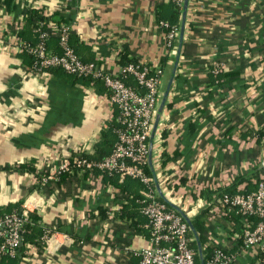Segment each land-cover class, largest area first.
Here are the masks:
<instances>
[{
	"label": "crops",
	"instance_id": "1",
	"mask_svg": "<svg viewBox=\"0 0 264 264\" xmlns=\"http://www.w3.org/2000/svg\"><path fill=\"white\" fill-rule=\"evenodd\" d=\"M16 3L18 9L13 13L0 6V214L19 212L29 203L34 209L32 218H38L35 243L25 244L19 264H137L129 250L146 246L145 222L139 225L143 230L133 235L112 222L107 226L99 221L98 208L118 202L104 192L91 193L86 175L77 173L76 181L60 184L63 187L57 190L51 188L57 181L46 186L34 182L52 161L93 153L101 129L108 124V105L102 98L105 92L96 93L88 84H72L60 75L27 77L15 46V30L29 7L56 8L83 51L104 69L112 67L117 50L126 52L127 58L160 63L164 38L155 25L161 18L160 9L168 14L170 0ZM189 7L186 18L199 27L198 33L190 34L184 27L183 41L189 43V54L183 64L178 61L164 105L167 125L176 127L179 136L173 146L165 143L169 134L164 132L162 145L172 150L171 156L177 154L173 163L179 161L196 181L227 185L241 174L244 180L236 189L249 193L255 189L249 182L254 164L264 157L262 137L257 138V133H264V0H195ZM47 48L58 51L52 40ZM216 62L226 63L227 69L213 82L207 68ZM173 63L174 57L163 66L162 94ZM199 100L202 116L194 119ZM247 125L251 129L244 134ZM197 141L199 151L194 145ZM162 163L165 170L173 164ZM25 166H33L35 171L28 172ZM211 191L204 189L201 197L209 200ZM202 210L210 224V245L235 254V264H252V252L240 251L239 226L230 228L229 220L209 215L199 199L193 212ZM46 228H54L57 234L42 245L40 238Z\"/></svg>",
	"mask_w": 264,
	"mask_h": 264
},
{
	"label": "built area",
	"instance_id": "2",
	"mask_svg": "<svg viewBox=\"0 0 264 264\" xmlns=\"http://www.w3.org/2000/svg\"><path fill=\"white\" fill-rule=\"evenodd\" d=\"M172 1L182 10L184 0ZM189 6L188 0L186 16L191 8ZM43 7L38 5L31 6L29 9L39 10ZM51 12L52 10L44 9L42 14L47 17ZM43 25L48 28L50 34L57 36L58 51L53 52L47 48L45 41L49 34L40 28L35 30L38 35L37 43L33 47H24L16 37L15 46L19 52L26 51L35 58L32 66L23 68V73L27 77L43 78L48 76V70L59 69L69 75L100 81L106 89L102 98L108 105L107 123L113 121L117 127L113 130L116 139L111 153L104 159L92 161L79 157L77 154L69 158H59L58 161L49 163L44 174L40 178H34V182L46 186L50 182L57 181L61 174L74 169L78 174L86 173L85 182L91 188V193L96 195L104 192L111 199L113 187L104 180L105 176L113 177L119 185L127 179L140 183L142 189L139 191V213L146 220L144 229L147 232V242L144 247L129 250L131 256L137 259V264H196L197 253L191 248V243L194 241L192 233L172 205L181 209L190 219L199 199L204 201L206 208L209 209V215L215 214L226 219L231 210L239 215L243 223L238 237L241 240L240 251L252 252L254 255L252 264H264V157L254 164L253 169L257 170V176L249 178V182L255 185L253 191L240 192L231 196L224 194L221 195L218 203H214L211 194L229 187L232 181L227 185L217 183L213 186L198 182L184 171L179 161L173 163L169 169L172 175H169V170L161 167V163L165 160L163 154L169 157L172 154V150L168 149L167 145L166 147L162 145L163 133L168 132L169 142L173 146L177 143L179 136V130L176 127L167 125L169 116L165 107L155 130L151 151H149L155 113L162 96L160 83L163 67L160 63L148 64L138 60L136 63L119 64L120 50H117L114 55L115 61L110 63L112 67L106 70L96 62H84L76 55L70 45L69 36L72 30L69 25L51 24L48 20ZM155 26L160 31L163 28L168 29L161 57L170 51L168 55L172 59L176 54L175 44L177 46L179 27L169 26L163 21H157ZM226 69V63L216 62L212 67L207 68V73L216 77L224 73ZM200 100L192 113L194 119L202 116ZM197 111L200 113L198 114ZM194 145L199 151V141ZM260 145L264 152V137L260 139ZM149 158L151 167L148 163ZM146 169L151 171V175L146 173ZM96 171L97 174H95ZM159 175L163 183L158 179ZM155 180L164 200L159 197ZM204 189L212 190L209 200L201 197ZM119 208V203L105 206L107 221L111 222L114 219V212ZM33 215L34 209L29 203L23 204L19 212L0 215V262L20 255L24 241V226ZM229 226L231 228L235 225L229 222ZM55 234L57 231L54 228L44 229L40 238L42 245ZM211 239L208 234L206 245H210ZM212 247L211 255L204 264H235V254L219 246Z\"/></svg>",
	"mask_w": 264,
	"mask_h": 264
},
{
	"label": "trees",
	"instance_id": "3",
	"mask_svg": "<svg viewBox=\"0 0 264 264\" xmlns=\"http://www.w3.org/2000/svg\"><path fill=\"white\" fill-rule=\"evenodd\" d=\"M17 0H0V6L1 9L6 12V13H13L18 9L17 6ZM192 3H195V0H190V5ZM44 9L47 11H50L51 8H46L43 7L42 9H27L23 14V16L21 17L20 20V27L15 30L16 36L18 37L19 41L23 44L24 47H33L36 43H37V33L35 32L36 29H41L43 31H46L49 36L47 41H45L46 46L48 47V42L49 41H53L56 42L57 41V36L56 35H52L50 34V31L48 30V28L45 27V21H49V23L51 24H60L63 21V16L62 13L59 9L54 8L51 12V14L49 16L46 17V15H43V11ZM161 10V11H160ZM159 13H158V17L160 18L159 21H163L165 23H167L169 26H176L179 27V22H180V17H181V9L180 7H178L172 0H170V5L168 6V14H164V10L160 9ZM164 15V16H162ZM163 18V19H162ZM43 25V26H41ZM185 28H186V32L190 33L191 32L195 35L197 34V29H199V27L192 23V20L187 17L186 21H185ZM168 32L167 28H163L162 29V37L165 39L166 33ZM194 35H190V38L194 37ZM186 38L189 39V35L186 36ZM69 40H70V45L72 46V48L74 49L76 55L84 62H94L92 55L88 52H84L83 48L81 47L80 44H78V38L77 36H75L74 34H70L69 36ZM189 43L183 41L182 45H181V49H180V59H179V64H183L186 60V56H188V52H187V47H188ZM175 47L176 44H175ZM57 52V50L55 51ZM171 52L169 51L166 55H164L163 57L160 58V65L163 67L165 66L166 62L169 61V55ZM122 54V55H121ZM118 63L119 64H127V63H136L138 60L135 57H130L127 58L126 52H121ZM20 59L24 62L25 66H32L34 63V57L27 54L26 51H23L19 54ZM172 60V59H171ZM96 64H98V62H96ZM99 65V64H98ZM48 75H60L61 77H64L66 79H69L71 81L72 84H75L76 82H80L82 85H86L88 84V86H93V88H95V92L96 93H103L106 92L105 87L102 85V83L98 80H93L90 78H85V77H78V76H74V75H69L64 73L63 71L59 70V69H50L47 71ZM224 73L213 77L212 75H210V78L213 77V82H215V80H217V78H219V76H223ZM117 125L112 121L110 122L106 129H101L100 132V139L98 141V143L95 144L94 147V151L92 154H87V153H83L80 152L77 155L79 157L88 159V160H92V161H100L102 159H104L105 157H107L112 150L113 144L115 142V134L113 132L114 128H116ZM250 126L247 125L245 127V129L243 130V133L247 134L250 131ZM264 136V133L259 132L257 133V138H261ZM163 139H164V133H163ZM169 142V137L167 136L165 139V143L167 144ZM177 156V154L175 153L173 156L169 157L166 156L164 162L162 163V165L166 164L165 162L167 161L168 164L173 163V161L175 160V157ZM26 169L28 170V172L34 170L33 166H25ZM46 168V167H45ZM35 171V170H34ZM146 173H148L149 175H151V171L149 169L145 170ZM97 173V171L95 172ZM77 174L76 170H71L68 173H63L59 176L57 182L54 184L53 183V187H55L54 189H62L61 186H59L60 184H64L65 182L70 183V181H76L75 175ZM86 175V173L84 174V176ZM257 176V170L255 169L253 171V173L251 174V177H256ZM74 177V178H73ZM158 179L160 180V182H162V178L161 175H159ZM105 181H107L109 184H111V186L113 187V192H112V199L113 202L116 201L120 204V208L118 211L114 212V216H113V220L111 221V225L114 224L116 226V228L118 227V229H127L128 231H130L131 234H137V232L142 231L143 229L139 227V225H142L144 222H146L145 218L142 217V215L139 213L140 207H139V203L138 200L140 199L139 196V191L142 189V185L140 183H138L136 180H131V179H127L123 184L119 185L115 182V179L112 178H107L105 176ZM130 181H134L136 186L131 185ZM244 180L243 177L239 176L237 178H235L231 185L229 187H225L222 188L220 190L214 191L211 195L212 200L214 201V203H218L220 200L221 195H234L236 193H240L239 191H237V185L240 184L242 181ZM62 182V183H61ZM163 183V182H162ZM48 187V188H50ZM89 187V186H88ZM131 197V198H130ZM181 206V204L179 205ZM208 210V209H207ZM98 217L97 219L99 221H105V223H110L107 221V215H106V210L104 206H100L98 208ZM3 214H7V213H3ZM2 215V214H0ZM227 220H229L230 222H233V224L236 226H239L240 229H242L243 227V223L241 221V218L239 215L235 214L233 210H231L230 212H228V215L226 217ZM190 221L192 224V227L194 229V232L196 233L197 237H198V241L200 242V245L202 247V256H203V260L204 262L207 261L208 257L211 255V252L213 250V247L210 245H206L207 242V237H208V230H209V223L207 222V215H205V211H199L193 215L190 216ZM112 225V226H114ZM35 226V227H34ZM109 226V225H107ZM35 228H38V218H32L28 223L25 224L24 226V235H23V248L21 249L20 254H22V252L25 250V244L28 242H32L35 240V232L33 234V231ZM233 230V229H232ZM42 230L40 229V232ZM42 233V232H41ZM39 235V234H38ZM38 237V236H37ZM239 241L241 242V240L239 239ZM35 243V241H34ZM191 248L197 253V246L195 241H193L191 243ZM22 256L19 255L18 257L14 258V259H3L0 264H19L20 258ZM195 261L196 264H199L198 261V257L196 255L195 257Z\"/></svg>",
	"mask_w": 264,
	"mask_h": 264
},
{
	"label": "water",
	"instance_id": "4",
	"mask_svg": "<svg viewBox=\"0 0 264 264\" xmlns=\"http://www.w3.org/2000/svg\"><path fill=\"white\" fill-rule=\"evenodd\" d=\"M187 6H188V0H184L183 6H182V11H181V21H180V25H179V37H178L176 54H175V57H174V63H173L174 65H173L172 76H171V79H170L165 91L162 94V98H161V100L159 102V105H158L156 113H155V120H154V124H153V130H152V134H151L150 142H149V151H151L152 140H153V137H154V134H155V130H156L158 121L160 119L162 110H163L164 105H165V101H166V98H167V95H168V92H169V89H170V84H171L172 77H173V75H174V73L176 71L177 65H178V61H179V57H180V49H181V45H182V41H183V34H184V27H185V21H186ZM148 163H149V166L151 167L150 158H149V162ZM155 186H156V190H157V192L159 194V197L164 200L156 180H155ZM172 208L182 217V219L188 225L189 230L192 233L193 239H194V241L196 243V246H197V257H198L199 264H204V260H203V256H202V247L200 245V242L198 241V237H197L196 233L194 232V229L192 227L190 219L178 207L172 205Z\"/></svg>",
	"mask_w": 264,
	"mask_h": 264
},
{
	"label": "rangeland",
	"instance_id": "5",
	"mask_svg": "<svg viewBox=\"0 0 264 264\" xmlns=\"http://www.w3.org/2000/svg\"><path fill=\"white\" fill-rule=\"evenodd\" d=\"M165 75L161 78V83H160V86H161V89L163 88L164 84H165Z\"/></svg>",
	"mask_w": 264,
	"mask_h": 264
}]
</instances>
